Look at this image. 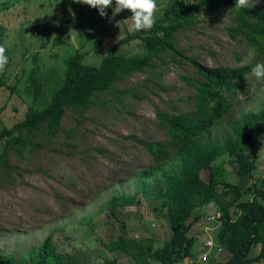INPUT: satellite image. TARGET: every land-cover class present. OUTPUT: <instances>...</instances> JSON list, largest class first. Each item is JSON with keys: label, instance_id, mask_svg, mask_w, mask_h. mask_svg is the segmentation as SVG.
<instances>
[{"label": "rangeland", "instance_id": "374dc122", "mask_svg": "<svg viewBox=\"0 0 264 264\" xmlns=\"http://www.w3.org/2000/svg\"><path fill=\"white\" fill-rule=\"evenodd\" d=\"M249 4L264 6V0H249ZM114 7L115 0L106 9L108 15L101 17L97 9L73 0H0V45L8 56L0 72V129L22 119L29 106L41 108L49 103L63 81L69 54L78 51L83 62L98 65L111 45L125 36L128 39L115 47L117 53L141 56L145 52L143 38L129 31L131 13L124 10L113 16ZM195 19L171 38L174 48L185 56L210 67L264 62L258 45L247 44L238 32L229 34L228 26L234 21L227 7L199 11ZM152 62V67L115 79L81 115L67 107L53 135L36 129L29 136L31 143L8 149L7 164L0 161L2 255L27 258L51 233L55 247L78 260L106 264L116 256L118 264H132L126 253L111 252L103 242L124 233L152 237L155 247L168 238L163 198L140 178L139 171L152 163L142 141L168 139L156 111L170 114L192 109L195 88L187 78L201 77L189 60L169 49L160 51ZM252 68L237 79L234 94H227L229 109L215 125L220 135L228 130L229 120L263 105L264 81L256 80ZM32 77L39 80L37 88ZM4 144L0 139V152ZM253 153L252 180L259 185L264 178V137L255 141ZM200 173L203 179L212 173L219 187L238 177L226 152ZM121 193L136 194L138 201L117 205L112 215L108 199ZM216 208H196L201 217L189 230L198 232L191 246L196 256H185L174 264H194L202 251L208 253L205 261L228 257L223 245L216 246L218 220L212 214ZM207 239L211 247L202 246Z\"/></svg>", "mask_w": 264, "mask_h": 264}, {"label": "trees", "instance_id": "16d2710c", "mask_svg": "<svg viewBox=\"0 0 264 264\" xmlns=\"http://www.w3.org/2000/svg\"><path fill=\"white\" fill-rule=\"evenodd\" d=\"M235 2L162 0L161 3L157 2L153 28L134 32L143 38L146 47L141 56L115 51L117 44L129 36L113 43L98 65L83 62L82 54L78 51L69 54L63 81L52 93L49 103L41 108L29 106L22 119L0 129V139L5 141L0 161L6 163L10 147L31 143L29 136L36 129L42 128L48 136L53 135L67 107L81 115L92 105L94 96L109 88L115 79L152 67V58L160 51L169 49L174 55L189 60L201 77L187 78L195 88L192 109L170 114L164 110L156 111L168 139L142 141L152 157V163L139 171L140 178L144 186L163 198L170 234L161 245L155 247L152 237L127 236L124 233L103 243L111 252L126 253L132 264H174L185 256L195 257L196 252L191 250V246L198 232L189 233V230L201 217L196 208L216 205L212 213L215 215L219 212L215 239L229 255L220 262H214L209 257L203 264H264V178L259 185L252 180L256 167L253 153L255 141L259 136L264 137V90L263 105L258 110H248L229 120V128L223 135L215 127L229 109L227 94H234L238 87L237 79L251 70L254 63L247 62L234 67L206 66L182 54L171 42L177 30L195 22L199 11L227 7L233 13L234 21L232 26H228L229 34L234 36L236 32L240 33L247 44L258 45L264 56V6L248 4L247 8L238 9ZM32 79L37 88L39 80ZM212 131H216V135H212ZM224 152L230 154L238 177L236 181H224L219 187L212 173L203 179L200 171L210 168L216 156ZM249 192H252L251 197L244 198L243 194ZM137 197L136 194L125 193L111 196L107 202L109 213L113 215L111 212L117 205L136 203ZM200 262L198 260L194 264ZM0 264L92 263L58 250L52 234L48 233L32 255L16 259L12 255L0 253ZM106 264H118L116 256Z\"/></svg>", "mask_w": 264, "mask_h": 264}, {"label": "clouds", "instance_id": "9594fccd", "mask_svg": "<svg viewBox=\"0 0 264 264\" xmlns=\"http://www.w3.org/2000/svg\"><path fill=\"white\" fill-rule=\"evenodd\" d=\"M73 3H80L98 10L101 17L108 14L106 9L113 5V0H73ZM249 0H236L235 7L238 9L247 8ZM127 10L131 13L130 32L149 31L155 24V13L157 11V0H115L113 16ZM8 64L6 48L0 45V72L4 71ZM252 75L258 81H264V62H258L252 68Z\"/></svg>", "mask_w": 264, "mask_h": 264}, {"label": "built area", "instance_id": "2783aa9c", "mask_svg": "<svg viewBox=\"0 0 264 264\" xmlns=\"http://www.w3.org/2000/svg\"><path fill=\"white\" fill-rule=\"evenodd\" d=\"M218 215H219V212H217L214 216L217 217ZM202 246H205V247H209V246H210V247H211V246H212V242H211V240H210V239L205 240L204 242H202ZM216 246H218V248H221V245L218 244L217 242H216ZM207 254H208V253L202 251V252L199 254V256H198V259H200V261L206 259L207 256H208Z\"/></svg>", "mask_w": 264, "mask_h": 264}]
</instances>
